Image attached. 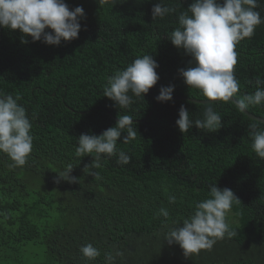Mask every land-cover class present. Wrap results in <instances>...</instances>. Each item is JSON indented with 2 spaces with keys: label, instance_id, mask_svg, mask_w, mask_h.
<instances>
[{
  "label": "trees",
  "instance_id": "trees-1",
  "mask_svg": "<svg viewBox=\"0 0 264 264\" xmlns=\"http://www.w3.org/2000/svg\"><path fill=\"white\" fill-rule=\"evenodd\" d=\"M158 2L115 0L99 7L96 0H65L70 10L82 6L85 17L78 38L59 46L31 37L23 43L19 30L0 28V90L20 97L33 136L24 166L10 170L12 161L0 153V264H105L104 254L116 251L123 256L115 264H264V159L256 156L248 135V125L256 121L234 104L219 102L214 104L223 121L218 131L195 126L179 131L180 106L194 121L203 118L205 104L187 99L206 100L179 75V69L194 66L191 57L168 39L193 0H163L174 11L153 20ZM257 2L255 10L264 18V0ZM235 50L240 90L254 93L256 79L264 80V23ZM146 54L159 65L157 84L144 99L134 97L129 108L118 109L103 96L108 77ZM169 85L175 86L172 96L186 100L160 102L145 119L160 88ZM246 112L264 119V105ZM122 115L132 116L137 131L129 143L117 145L130 163L102 156L99 169H84L93 157L75 155L79 135H100ZM67 164L79 183L54 182ZM91 171L103 179L95 180ZM215 184L241 201L233 202L227 217L237 235L185 258L163 234L188 218ZM161 207L169 217L157 215ZM87 243L101 251L94 262L79 251Z\"/></svg>",
  "mask_w": 264,
  "mask_h": 264
},
{
  "label": "clouds",
  "instance_id": "clouds-1",
  "mask_svg": "<svg viewBox=\"0 0 264 264\" xmlns=\"http://www.w3.org/2000/svg\"><path fill=\"white\" fill-rule=\"evenodd\" d=\"M96 3L103 7L114 5L115 0H96ZM257 7V0H193L178 16L179 26L168 35V39L190 56V64L194 65L179 69V75L189 89L198 90L206 98L202 119L193 121L185 105L180 106L175 123L181 133L193 126L209 133L218 131L223 121L214 108L215 103L234 104L242 113L250 107L264 105V80L256 79L254 93H242L234 71L238 62L236 46L246 38L251 39L256 27L264 23V18L255 10ZM172 11L174 9L159 0L151 9L152 18L163 19ZM84 17L82 6L70 10L65 0H0V28L19 30L23 43L28 42L27 37H31L32 42L42 41L51 46H59L62 41L71 42L78 38L80 21ZM158 67L151 54L137 57L124 70L108 77L103 96L112 100L118 109L129 108L134 97L144 99L157 84ZM174 87L162 86L156 100L162 103L172 101ZM19 100V96L13 97L0 90V153L12 161L8 165L10 170L24 166L33 150L32 123ZM262 123L264 120L248 125L252 150L260 159H264ZM133 124L132 116L122 115L118 116L115 126L100 135H79L75 155L93 157L92 163L84 169H99L102 156L118 157V165L130 163V156L117 145L118 142L127 144L135 138L137 131ZM122 134L125 135L121 141ZM73 168L72 164H67L56 173L54 182L79 183L80 179L71 175ZM90 175L95 180L103 179L98 171H91ZM161 187L168 191L163 183ZM168 199L175 202L176 198L169 196ZM234 201L241 203L231 189H221L216 184L210 186L208 198L198 202L193 213L182 223H174L164 232L163 241L169 246L178 245L185 258L199 255L202 250L211 251L225 236L237 235L227 219ZM157 215L167 218L169 211L161 207ZM79 251L88 262L96 261L101 255L100 249L92 243L82 245ZM118 256H123V252L105 253V264H115Z\"/></svg>",
  "mask_w": 264,
  "mask_h": 264
},
{
  "label": "water",
  "instance_id": "water-1",
  "mask_svg": "<svg viewBox=\"0 0 264 264\" xmlns=\"http://www.w3.org/2000/svg\"><path fill=\"white\" fill-rule=\"evenodd\" d=\"M172 97H173L172 100H175V99H177V100H186V98H183V97H176V96H172ZM187 100L192 101V102H194V103H198V104H205V103H206V100H203V101L194 100V99H187ZM159 103H160V102H158V101L155 103V105H154L153 108H152V111L148 114V116H147L145 119H147V118H149V117L151 116L153 110H155V108L157 107V105H158ZM244 114H245L248 118H250V119H252V120H255L256 122L261 121V120H264V119H262V118H258V117L254 116V115H252V114L247 113V112H244ZM145 119H144V120H145ZM263 124H264V123H263Z\"/></svg>",
  "mask_w": 264,
  "mask_h": 264
}]
</instances>
